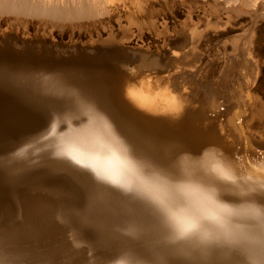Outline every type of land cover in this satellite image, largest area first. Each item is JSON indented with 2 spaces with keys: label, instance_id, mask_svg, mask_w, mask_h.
Returning <instances> with one entry per match:
<instances>
[{
  "label": "rangeland",
  "instance_id": "obj_1",
  "mask_svg": "<svg viewBox=\"0 0 264 264\" xmlns=\"http://www.w3.org/2000/svg\"><path fill=\"white\" fill-rule=\"evenodd\" d=\"M0 1V264H264V220H230L215 217L217 213L198 220V217L187 216L188 209L183 210L186 217L182 218L178 207H168L159 200L152 183L160 174L170 173L169 167L139 151L130 154L133 145L138 148L139 145L132 138L119 135L117 123L126 130L128 115L114 113L109 100L107 110L103 109L113 120L130 155L127 157L132 163L131 169L104 138L105 131L92 118L93 113L84 108L80 95L58 90L56 85H62L73 75L83 77L97 72L101 66L113 67V59L106 57V53L118 54L117 43L94 42L98 39L97 33L102 34L104 24L109 25L110 17L100 18L98 14V19L97 15L89 17L88 13L89 16L83 15L89 18L81 14L79 17L78 7L84 0ZM140 1L134 4L136 13L146 16L147 22L153 17L158 28L164 25V29L175 30L178 35L180 30L193 35V42L184 48L186 51L177 48L188 58L177 66L187 69L191 65L199 72L186 80L188 93L195 98L193 111L204 107L203 113L202 109L195 113L198 117L195 116L193 122L198 129L204 132L214 128L221 139V148L233 158H260L264 154V127L258 126L257 114L264 104V7L259 4L261 0ZM103 21L106 23L102 24ZM136 28L133 26L134 30L139 27ZM147 28L142 29V33L146 30L147 35ZM153 32L150 30L148 35L154 36ZM100 62L103 65L100 66ZM63 83L68 87V82ZM76 89L87 92L83 87ZM80 125L82 128L85 125V132L88 131L83 133ZM162 131L167 133L164 138H183L172 128ZM87 136L93 139L90 141ZM181 138L179 141L189 145L186 138ZM71 159L76 161L77 167L82 164L85 167L77 170L74 164L69 166ZM213 194L219 198L218 202L235 208L264 206V191L244 201ZM173 216H178L177 220ZM167 223L170 224L167 226ZM192 231L196 232L192 234Z\"/></svg>",
  "mask_w": 264,
  "mask_h": 264
},
{
  "label": "bare ground",
  "instance_id": "obj_2",
  "mask_svg": "<svg viewBox=\"0 0 264 264\" xmlns=\"http://www.w3.org/2000/svg\"><path fill=\"white\" fill-rule=\"evenodd\" d=\"M136 1H138V0H86V1L84 0V1H82L84 3H81L82 5H80V7H78V8H80V11L78 12L79 15L77 14L79 17L81 15L87 14V13L90 15L89 16L87 14L89 17H91L92 15L94 17H96L95 15H97L96 18H98V19H99L98 14H99L100 18L101 17H107V16L110 17V19L108 18L109 19L108 21L111 20L110 22H108L109 25L105 26L104 23H106V22H104V21H103V23L100 22V23L104 24V27H103V25L100 26V27H103L102 30L99 27L102 34L99 36L98 35L99 33H97L98 39H96V40L94 39L95 40L94 42L97 41V42L104 43V44H110V43L116 42L117 46H118V54H115V53L113 54L112 52L109 53V51H108V53H106L107 54L106 57H108V58L111 57V60L113 59V63H114L113 67H110L109 65H108V67L106 65L104 67H102L101 65H103V64L100 62L101 64H99V65L101 67L98 71L96 70L97 72L85 74V76H83V77H78V76L73 75V77H71V79H69L68 81L65 79L67 77H65L64 78L65 81L69 83V84L67 83L68 87L65 86L66 85L65 83H63L65 81L61 80L62 78L61 79L59 78L63 82H62V85H60V86H59V84L56 85L59 88L58 90L71 91L75 94L80 95L81 99L83 100L82 102H83L84 108L87 111H91L93 113L92 118H94V120L96 119L100 123L99 125L102 126L101 130L105 131L104 132V135H105L104 138L107 139V141L111 145V148L116 152L118 157H120L121 159H123V161H125V163L129 166V168L132 166V163L130 162V160L127 156L130 157V155L127 154L128 151L124 147V145L122 144V141H121V138L119 135H121L125 139L132 138L134 140V142L139 145V148L133 145L132 150L130 149V151H131L130 154L133 153L132 151H136V152L139 151L140 153L145 154L151 158L163 161L167 165V167H169V169L171 170L170 173H168L166 171V174L164 173V175L163 174H160V176L158 175L160 178L156 177L157 181H152V183L156 189L157 194L160 197L159 200L161 199L162 202H165L166 204L165 203L164 204L167 205L168 207H178L179 210H181L178 215H180L181 217L182 216L186 217L183 210L188 209L190 211H188L187 216H189L190 218H193V219H196L198 217V220L199 219H207V216H206L207 214H214V213H217V215L215 216L217 218L224 216L225 219L231 220V218H235L237 220L244 221V222L264 220V206H258V207L257 206H239V208H235V207H231V206H228L226 204H223L221 202H218L216 199H219V198H217L216 195L213 194V192H214L216 194H222V195H225L227 197H231V198L239 200V201H244V200H247L249 198L255 197L258 193H260V191H264V168H263L264 167V154H263L264 152L262 151L263 155H261V153H260L261 157L256 159V160H250L248 155H246V156L249 158V160H247V159L245 160V158H244V160H242L240 158L239 159L233 158V156L231 157L229 155L230 153L227 154L225 149L221 148V146H220L221 139L219 138V135L216 133V130L214 128L211 127L212 129H209V130L204 131V132L200 131L198 129L197 125L195 124L196 122H193L194 119H196L198 117L195 115V113L196 112L198 113V111H200L201 109H202V113H203L204 107L199 106L196 109V112L193 111V109L196 108V106L194 104L195 98L193 97L194 95L191 96L188 93V85H187L186 80H188V79L191 80V78L194 77L199 72L197 70H195L191 65L190 66L187 65V66H189L187 69L184 67L182 69L179 67V65L177 66V64L180 63L181 60L183 61V59L185 60L187 58V57H185V56H187V55H185L186 53H183V51L177 50V48L185 50L184 48L193 42V35H191L189 32H185V30H184V32H182L180 30V32H179L180 35H178L177 34L178 32L176 33L175 30L164 29L165 26L163 24L162 25L164 28H162V29L158 28V26L156 27L157 23L155 24L154 23L155 21L152 19L153 17H150L151 21L147 22V19H145L146 16L141 17L138 15V13H136L137 11H136L135 6H134ZM142 1L143 0H141L140 2H142ZM167 1L168 0H166V2ZM0 3H1V1H0ZM259 4L264 7V0H261V2ZM11 6H12V4H11ZM20 8H22V7H20ZM150 8L153 9V7H150ZM14 9H16V7ZM28 10H30V8ZM32 10H34V9H32ZM87 15H85V16H87ZM151 15H153V14H151ZM69 16H71V15H69ZM85 16H84V18H85ZM60 17H61V15H60ZM65 17H66V15H65ZM56 18H57V16H56ZM70 19H72V18H70ZM159 21H161V20H159ZM148 25H149V27L147 28ZM133 26L134 27L136 26L137 28L139 27L138 29L136 28L139 31L137 32V30H134ZM144 28L148 29V34H150L149 33L150 30H153L154 31L153 33H155L156 36L154 35V36L150 37L147 34L149 36L148 37L146 34H144L146 30L145 31L143 30L144 33H142V29H144ZM97 29L98 28H96V30ZM146 33H147V31H146ZM194 38H197V37H194ZM248 48H250V47H248ZM133 57H136L139 60H136ZM187 60H188V58H187ZM135 62H138V64L135 65ZM192 64H193V62H192ZM110 65H112V63ZM175 66L177 67L176 69H174ZM257 71H259V70H257ZM164 72H166L167 74H165V76H160V74H162V73L164 74ZM60 75L61 74H59V76ZM53 76H55V75L53 74ZM166 76L167 77L169 76V79H167V78L165 79ZM56 78H57V76H56ZM56 78H55V80H56ZM50 80H51V78H50ZM53 80L54 79H52L51 81H53ZM255 81L256 80H254L253 83ZM54 83H55V81H54ZM56 83H58V81ZM76 83H77V85H76ZM78 84H80V85H78ZM69 85H71L72 87H70ZM75 86H76V88L83 87V88H85L84 90H86L87 92H85V91L80 92L79 90H82V89L78 90L75 88ZM24 88H26V87H24ZM32 88L33 87H31V89ZM44 89H46V88H44ZM74 89H76V91H74ZM58 93H59V91H58ZM67 94H69V93H67ZM75 94H74V96L76 98ZM248 97L249 96H247V98ZM261 97H263V96H261ZM108 100L110 101L111 105L113 106L112 110L114 113L117 112V113L123 114L124 116L128 115V117H129V120L126 122V127H127L126 130H122L120 125H118V123H117L118 129L120 132L119 135L115 129V125H114L113 120L111 119L110 115L105 114V112L103 111V109L107 110ZM262 100H264V99H262ZM256 104H257V102H256ZM254 105H255V103H254ZM259 105H257V106H259ZM261 105H262V107L261 108L259 107V109L257 110V114L259 115V124H260V125L258 124V126L264 127V104H261ZM137 111H139V112H137ZM206 111H207V109H206ZM195 116H196V118H195ZM78 118H80V117H78ZM88 118L91 119L90 117H88ZM95 121H93V122H95ZM198 121H200V120H198ZM241 121H242V119H241ZM93 122L91 124H93ZM252 122H253V120H252ZM96 123H94V124H96ZM241 123H240V125H241ZM80 124L82 125L83 123H80ZM87 124H89V123H87ZM81 125H80V128H82ZM78 126L79 125H77V127ZM252 126H251V128H252ZM84 127H85V125H83V128ZM86 127H88V125H86ZM95 127H96V125H95ZM167 127L174 129V131L177 130V132L181 133V136L183 138H181V137L180 138L182 140L184 138H186L189 145H185L183 143V141L182 142L179 141V139H180V138H178L179 136L177 137L178 139L177 138H174V139L173 138H167V137L164 138L167 135V133L164 134V131H162V130L166 129ZM206 127H207V125H206ZM235 127H236V125H235ZM93 128H94V126H93ZM202 128H204V127L202 126ZM97 129H100V128L98 127ZM204 129H206V128H204ZM207 129H208V127H207ZM85 130L86 129L84 128L83 133H86L88 131L87 130L85 132ZM95 130H96V128H95ZM201 130H203V129H201ZM238 130H239V128H238ZM251 130H250V132H251ZM89 131H90V129H89ZM253 131H254V133H256L255 130H253ZM258 131L260 132V130H258ZM90 132H94V131L92 130ZM172 132L173 131H171V134H172ZM89 134H92L94 136L93 133H89ZM95 134H97V133H95ZM249 135H250V133H249ZM95 136H94V138H95ZM87 137H90V136H87ZM101 137H103V136H101ZM223 137H224V135H223ZM262 137L263 136H261V138ZM96 138L100 139L99 137H96ZM91 139H93V138L90 137V141H91ZM99 141H101V139ZM98 144H97V146H98ZM102 144H104V143H102ZM102 144H99V145H102ZM59 149H60V147L58 148V150ZM67 149H69V148H67ZM105 150H103L104 155H106ZM65 151H66V149H65ZM71 151H72V148H71ZM76 151H78V150L76 149ZM76 154L78 155V153H76ZM55 155H56V153H55ZM236 155H235V157H236ZM61 156H60V158H61ZM106 156H108V155H106ZM255 156H257V155H255ZM70 157H72V156H70ZM251 157L253 159V156H251ZM71 160H72V162L70 161L69 166L71 163L74 164V161H75L73 159H71ZM57 161H58V158H57ZM64 163L67 164L68 162L64 161ZM86 163H88V162L86 161ZM125 163L123 165H125ZM76 164L80 165V163H78V162ZM120 164H121V161H120ZM57 165H58V163H57ZM82 165H80V166L85 167V165L84 166H82ZM64 166H65V164H64ZM80 166H78V167L76 166L77 170H80L79 169ZM128 166H126V167H128ZM81 170L83 171L84 168ZM78 173H80V171ZM83 173H84V171L82 172V175H83ZM171 173L173 174L174 178L180 180L181 182H178L174 178H172ZM82 175L80 177H82ZM76 176H78V174H76ZM79 179H81V178H79ZM67 182H69V181H67ZM70 184H71V181H70ZM154 195H156V194H154ZM152 197H155V196H153V194H152ZM71 198H69V199H71ZM100 198H102V197H100ZM155 198H157V197H155ZM43 199H45V198H43ZM156 201H158V199ZM48 202H49V200H48ZM51 202H53V201H51ZM71 202H73V201H71ZM99 202H101V201H99ZM28 203H30V202H28ZM67 203H68V201H67ZM41 204H43V201ZM44 205H46V204H44ZM29 206H31V204ZM41 206H43V205H41ZM31 208H32V206H31ZM49 208H50V205H49ZM38 209H41V207ZM160 210H161V208H160ZM29 212L35 213L33 210H30ZM162 212H164V211H162ZM41 215H42V213H41ZM38 216H36V217H38ZM36 217H34V219H36ZM173 217H175V216H173ZM176 217H178V216H176ZM29 220L31 221V218ZM176 220H177V218H176ZM97 223H99V221ZM110 223H112V222H110ZM169 224L167 223L166 225L168 226ZM179 224H180V222H179ZM40 225H43V224H39V226ZM182 225H184V224H182ZM35 226H33V227H35ZM167 226H165V228ZM163 227H164V225H163ZM37 228H39V230L41 229L40 227H37ZM172 228L174 229L175 227H172ZM177 228H179V227H177ZM191 228H188V230H190ZM173 229L170 228V233H173V232H171V231H173ZM44 230H46V228ZM192 230H194V228ZM47 232H46V234L48 236ZM50 232H52V231H50ZM188 232H191V230ZM194 232H196V231H194ZM194 232L192 234H194ZM199 234H201V233H199ZM49 235L51 236V234H49ZM171 235H173V237H174V233ZM21 236H22V234H21ZM47 236L45 235L44 237H47ZM194 236H196V235H194ZM39 237H41V236L39 235ZM14 238H16V237H14ZM50 241H53V240L51 239ZM54 242H55V239H54ZM177 248L180 249V247H177ZM52 249H53V247H52ZM176 252H178L177 249H176ZM57 254H58V252H57ZM72 258H74V257H72Z\"/></svg>",
  "mask_w": 264,
  "mask_h": 264
}]
</instances>
